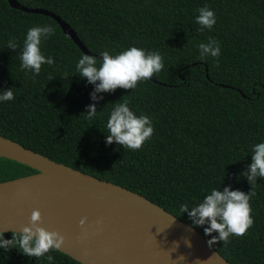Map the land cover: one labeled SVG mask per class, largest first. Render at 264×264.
I'll use <instances>...</instances> for the list:
<instances>
[{"label": "trees", "instance_id": "obj_1", "mask_svg": "<svg viewBox=\"0 0 264 264\" xmlns=\"http://www.w3.org/2000/svg\"><path fill=\"white\" fill-rule=\"evenodd\" d=\"M16 1L58 16L94 55L105 50L116 55L134 46L159 52L164 68L134 90L99 93L97 114L88 120L82 114L93 103L94 86L76 74L84 54L53 19L0 0V91L13 88L15 96L0 102V136L139 194L191 227L181 204L192 207L213 188L251 191L240 173L251 164L252 146L264 143V0ZM205 5L214 11L216 24L200 31L195 20ZM42 25L55 29L40 45L55 63L42 65L33 78L21 69L18 54L28 29ZM210 38L220 44L218 67L212 57L199 58L198 45ZM13 39L15 52L8 49ZM124 100L137 116H148L155 129L141 150L105 143L109 114ZM34 174L0 157V183ZM255 192L253 227L243 237H231L227 246H213L230 264H264V178L257 179ZM194 229L212 238L203 227ZM3 235L12 238V233ZM49 254L54 264H80L59 251ZM0 264L48 261L13 248L0 249Z\"/></svg>", "mask_w": 264, "mask_h": 264}, {"label": "water", "instance_id": "obj_2", "mask_svg": "<svg viewBox=\"0 0 264 264\" xmlns=\"http://www.w3.org/2000/svg\"><path fill=\"white\" fill-rule=\"evenodd\" d=\"M7 3L12 9L53 19L84 55L101 59L55 14L23 7L16 0ZM0 157L37 171L0 183V232L30 227L32 212L38 210L39 226L64 237L59 252L80 264H230L193 227L139 194L2 136Z\"/></svg>", "mask_w": 264, "mask_h": 264}, {"label": "clouds", "instance_id": "obj_3", "mask_svg": "<svg viewBox=\"0 0 264 264\" xmlns=\"http://www.w3.org/2000/svg\"><path fill=\"white\" fill-rule=\"evenodd\" d=\"M195 22L200 25V31L211 30L216 24V17L207 5L199 8ZM55 35V29L51 25L35 26L28 29L19 51L21 69L34 73L33 78L39 75L42 65L52 66L53 57H45L41 52V42ZM199 58L205 60L212 57L217 60L221 55L218 41L209 39L207 43H200ZM8 49L16 51L18 45L15 40L8 43ZM101 59L93 56L82 55L76 64V74L86 79L88 84L94 86L91 93L92 104L86 107L82 115L88 120L97 114L96 104L103 99L99 93H113L118 88L134 90L141 81H148L164 68L163 57L159 52L145 51L138 47H129L116 55L105 50L100 53ZM67 76V74H65ZM13 88L0 91V102L15 99ZM107 145L113 143L127 150H141L145 142L154 134L151 119L146 115L137 116L129 107V101L116 102L107 120ZM251 185V191L245 194L240 190H232L225 187L223 191L213 188L201 202L189 207L187 203L180 205V212L187 213L192 221V227H203L204 235L212 237L206 242L211 248L217 242L227 246L231 237H243L253 227L251 199L256 195L255 185L258 178H264V143H258L251 148V164L240 173ZM41 213L34 210L30 217V227H23L20 232H13L10 240H5L3 232H0V249L5 252L17 249L28 258H42L46 256L48 264H54V257L50 252L59 251L64 244V237L57 232H49L39 226ZM85 220L80 221L81 227ZM205 225H207L205 227ZM213 233L218 235L213 236ZM191 247L190 241H185ZM177 247L178 243H174ZM49 254V255H46ZM183 256L179 260H184Z\"/></svg>", "mask_w": 264, "mask_h": 264}]
</instances>
